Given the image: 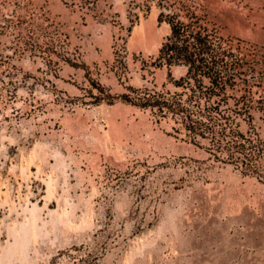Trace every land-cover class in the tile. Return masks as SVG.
Instances as JSON below:
<instances>
[{
  "label": "rangeland",
  "instance_id": "374dc122",
  "mask_svg": "<svg viewBox=\"0 0 264 264\" xmlns=\"http://www.w3.org/2000/svg\"><path fill=\"white\" fill-rule=\"evenodd\" d=\"M0 264H264V0H0Z\"/></svg>",
  "mask_w": 264,
  "mask_h": 264
}]
</instances>
